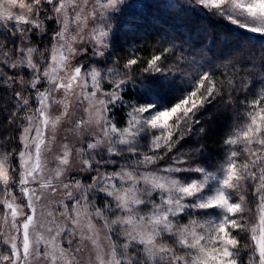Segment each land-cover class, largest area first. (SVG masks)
<instances>
[{
	"label": "snow or ice",
	"instance_id": "1",
	"mask_svg": "<svg viewBox=\"0 0 264 264\" xmlns=\"http://www.w3.org/2000/svg\"><path fill=\"white\" fill-rule=\"evenodd\" d=\"M143 6L93 0L85 14L89 0H0V66L20 69L0 74V125L14 126L11 137L0 135V264H82L85 251L87 264H264V88L249 101V85L234 83L244 74L260 83L246 72L256 66L250 56H260L264 72V46L252 45L253 37L264 43V0H186L182 12L228 30L184 17L180 23L193 26L187 40L178 34L181 47L174 38L165 42L170 46L153 40L147 59L139 55L146 35L119 37L139 35L126 17ZM116 48L127 52L122 65ZM217 60L233 71H210ZM117 104L129 109L123 125L112 117ZM222 114L237 124L223 139L229 151L222 163L209 168L205 125ZM62 126L64 142L49 159ZM74 151L81 179L71 176ZM117 157L134 167L102 173Z\"/></svg>",
	"mask_w": 264,
	"mask_h": 264
},
{
	"label": "trees",
	"instance_id": "2",
	"mask_svg": "<svg viewBox=\"0 0 264 264\" xmlns=\"http://www.w3.org/2000/svg\"><path fill=\"white\" fill-rule=\"evenodd\" d=\"M157 3L160 5V7L156 6ZM168 5H175V7H169ZM143 8L145 13H143V15L141 14L140 17H143L145 23L151 22V26L146 27L143 23L141 24L133 23V21L132 22L130 21L131 19H128V15H127L126 19L134 25L139 35L133 36L130 33L121 32L119 34V37L121 42H123V40L125 39L131 42L133 40H139L141 36L146 35L147 39L143 41V45H140V47H142V51L139 53V55H141L144 59H147L149 56L148 49L151 48L152 46L151 41L153 40H155L157 42V45H159L160 43H165L169 39L174 38V43L177 45V48L179 49L181 47V38L178 36V34H181L182 38L184 40H187L189 37V28L193 26L192 24H189L188 27L183 26V24L180 23V20L183 19L184 17H191L193 21H198V23L195 25L196 27L213 28L216 31L228 30L227 25L223 23H217L213 19H206L204 17L193 16V13L190 11L187 13L182 12L179 7V4L174 3L172 1H165L164 4L161 1H149L144 4ZM177 14H179L180 19L173 21L172 19L169 18L170 16H174ZM149 19L150 21H148ZM126 26L127 25H125V27ZM50 35L51 33H49V36ZM42 43L44 45H49V41L47 38ZM144 45H146L147 47H144ZM252 45H254L257 49H259L260 47L264 46V43H262L258 38L253 37ZM165 46H170V45L165 43ZM125 48H127V45H125ZM42 50L46 51V49H42ZM183 50L185 53L189 52V48L187 44L183 45ZM176 54L180 55V51H177ZM117 56L122 58L121 65L123 64L124 59L128 58L127 52L121 50L120 48H116L114 50L113 58L115 59V57ZM248 58L253 59L256 66L255 67L249 66L246 72L255 74V79L260 83L253 84L252 77H250L247 74H244L242 77H237L234 83L238 85L240 79L242 78L245 81V83L249 85V87L244 89V91L247 93V98L250 101L251 99L254 98L255 94L260 89L264 88V72H262L260 68L259 55H256L254 58L251 56ZM196 59L201 60V63L204 65L205 68L208 67L207 64L205 63L206 58L202 59L200 56H197ZM227 64H228L227 61L217 60L212 66V68L209 70L219 73L232 72L233 70L229 68ZM19 71L20 69H12L10 67L0 66V74H4L5 76L12 75L14 72H19ZM130 87L131 86H129V88ZM0 95L3 94L0 93ZM9 111H12V109L9 108ZM210 111L215 112V109H210ZM243 111L244 110L241 109L242 113ZM125 112H127V108H121V105H119V107L117 106L112 109V117L118 123V125H121L122 123L125 122ZM4 115H8V112L6 111ZM240 123H242V121ZM235 124H237V121L234 117H231L228 114H222L219 116L218 119H214L212 122L205 125L209 129L208 135L202 141L205 148L204 160L206 161V167L212 168L213 166L222 163V160L225 157L226 152L229 151V149L221 147L223 144V139L225 135L229 132L230 125H235ZM13 127L14 126L7 125L6 122L0 125V135L5 137H11L13 135ZM14 144L15 142L7 144V149L9 151H12L14 148ZM187 147L188 146H185V150H187ZM245 239H247V237H244V240Z\"/></svg>",
	"mask_w": 264,
	"mask_h": 264
},
{
	"label": "rangeland",
	"instance_id": "3",
	"mask_svg": "<svg viewBox=\"0 0 264 264\" xmlns=\"http://www.w3.org/2000/svg\"><path fill=\"white\" fill-rule=\"evenodd\" d=\"M149 1H161L163 4L165 1H172L174 3H177V4H182V3H185L186 0H132L133 3H142L143 5ZM79 3H82V0H78ZM93 3V0H89V7L88 9H86V12L85 14L87 13L88 10H90V7H91V4ZM15 11L19 12L18 9H16ZM143 13H145L144 11V8L143 7H134V8H131L128 10V19H131L130 21L133 23H137V24H141L143 23L146 27L147 26H151V22H147L145 23V21L143 20V17H140L141 14L143 15ZM73 16H74V12L73 10L70 8L69 9V16H68V19H69V24H70V27H69V31L71 34H75L77 32V25L74 24V23H71L72 19H73ZM150 21V19L148 20ZM91 23H89V26H88V29L85 31V35H87V31H89L91 29ZM58 30V29H57ZM74 47H76L77 49L81 48L83 45L81 43H76L73 45ZM50 47V45H49ZM37 57H39V53H37ZM76 66V60L74 58L70 59V63L68 64V68H67V71L70 73L71 72V69L73 67ZM60 76H64L65 73L63 71H61L59 73ZM116 79H119V76L115 77ZM112 79V77H107L105 80H104V84L107 85L109 83V81ZM44 88L41 89V91H43ZM105 91H110L109 88L105 87ZM56 95L59 97V96H62L63 95V92H60V93H56ZM35 103V102H34ZM119 107V105L117 104L115 107ZM114 107V108H115ZM113 109V108H112ZM127 111H129V109H127ZM126 113L125 112V121L127 119V116H126ZM55 114V113H53ZM124 123H122L121 125H123ZM49 135H51V132L48 133ZM68 142L70 144L73 145L74 149L75 148H78L80 147V144H79V140L78 139H74L73 138V135L71 133H68ZM57 136H58V140H57V144L55 145V151L53 153H49L48 156H49V159H51V157L55 154H57L59 152V146L61 143L64 142V136H65V127H60L59 128V131L57 133ZM146 141H142V145L144 143H146ZM235 148H237L238 150H243V146L242 145H237V146H234ZM150 154V153H149ZM238 159H243V157H238ZM165 163L166 162H160L159 164V167H164L165 166ZM123 166L125 168H130V167H134V161H129L127 164H125L123 161H121L119 159V157H117V164L115 165V168H113V166H109L107 169H104V168H101V172H105L107 171L108 173H111L113 172L114 170H119V168ZM51 167H54V163H50L49 164V168ZM79 168H80V163H79V157H77L75 155V151L73 152V164H72V167H71V176H74L75 179H81V176L83 175L82 173L79 172ZM163 174V173H161ZM68 182V181H66ZM83 183H87L88 181H82ZM115 183H117V186L119 187V180L117 181H114ZM14 194L17 196V197H21V193L19 192L18 189L14 188ZM3 193L0 192V198L3 197ZM56 200H62L63 199V194H58L56 197H55ZM96 199V202L99 206H102L105 202V197L103 195H98L95 197ZM17 203H20V199L17 200ZM142 207V211L144 213H146L148 211L147 208H143ZM110 219H116L115 216H111ZM184 221H182L181 223H183ZM3 225V213L0 212V226ZM98 227H102V224L101 225H98ZM3 231L5 232H8L7 229H2ZM9 235H14L15 233H12V232H8ZM103 236H104V233L101 232V239H102V242H103ZM246 240V239H245ZM244 241H242V245H243ZM80 255V259L82 261V264H87V261H88V258H89V253L88 251H85ZM247 260V257H245V261Z\"/></svg>",
	"mask_w": 264,
	"mask_h": 264
}]
</instances>
